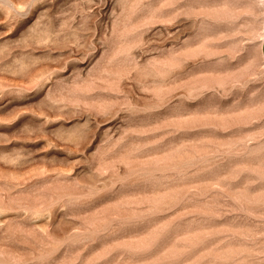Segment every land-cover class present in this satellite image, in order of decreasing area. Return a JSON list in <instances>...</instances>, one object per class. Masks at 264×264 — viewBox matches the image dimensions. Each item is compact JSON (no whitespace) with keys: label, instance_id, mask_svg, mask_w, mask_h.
I'll list each match as a JSON object with an SVG mask.
<instances>
[{"label":"rangeland","instance_id":"374dc122","mask_svg":"<svg viewBox=\"0 0 264 264\" xmlns=\"http://www.w3.org/2000/svg\"><path fill=\"white\" fill-rule=\"evenodd\" d=\"M0 264H264V0H0Z\"/></svg>","mask_w":264,"mask_h":264}]
</instances>
